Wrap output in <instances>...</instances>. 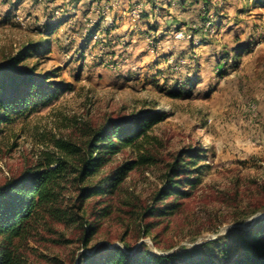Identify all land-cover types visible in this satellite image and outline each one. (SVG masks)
Masks as SVG:
<instances>
[{"label":"rangeland","instance_id":"1","mask_svg":"<svg viewBox=\"0 0 264 264\" xmlns=\"http://www.w3.org/2000/svg\"><path fill=\"white\" fill-rule=\"evenodd\" d=\"M24 49L17 68L53 86L0 127V186L55 140L82 146L106 120L145 111L164 119L142 151L102 168L95 182L139 162L112 195L14 241L22 264H77L100 245L235 264L238 236L264 220V0H0V66ZM173 165L177 194L158 196Z\"/></svg>","mask_w":264,"mask_h":264},{"label":"trees","instance_id":"2","mask_svg":"<svg viewBox=\"0 0 264 264\" xmlns=\"http://www.w3.org/2000/svg\"><path fill=\"white\" fill-rule=\"evenodd\" d=\"M35 49L34 46L32 50ZM28 51L24 49L21 56L0 66V127L11 124V111L23 109L22 105L26 108L30 99L41 97L45 88L53 86L44 85L49 76H38L31 68H17L19 59L27 56ZM50 96L51 93L45 95L46 98ZM163 119L162 114L153 111L108 119L100 128L89 130V138L82 146L64 139L55 140L54 150L45 152L35 166L4 182L0 186V264H22L18 253L20 245L16 246L14 241L27 240L36 225L46 223L48 219L61 221L67 218L74 222L92 197L112 195L125 180L126 173L139 162H125L95 182L102 168L111 156L126 149L142 151V142L151 139L148 131ZM182 171L176 165L168 169L158 196L177 194L174 177L183 174ZM107 207L95 209V216H90L91 222L107 215ZM175 207L176 204L165 205L167 210ZM84 227L83 243L86 246L94 228L90 224ZM237 242L239 252L235 264H264V220L238 236ZM184 257H188L187 262L183 261ZM77 264H217V261L215 254L205 250L195 257L188 254L158 256L143 248L132 252L129 246L108 249L100 245L92 254L80 255Z\"/></svg>","mask_w":264,"mask_h":264}]
</instances>
